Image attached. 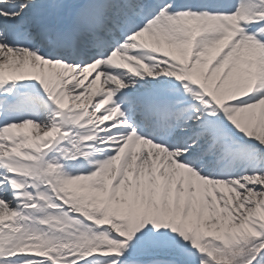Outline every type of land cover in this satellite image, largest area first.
I'll list each match as a JSON object with an SVG mask.
<instances>
[{
	"label": "snow or ice",
	"instance_id": "obj_1",
	"mask_svg": "<svg viewBox=\"0 0 264 264\" xmlns=\"http://www.w3.org/2000/svg\"><path fill=\"white\" fill-rule=\"evenodd\" d=\"M0 264H264V0H0Z\"/></svg>",
	"mask_w": 264,
	"mask_h": 264
}]
</instances>
